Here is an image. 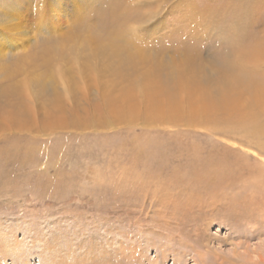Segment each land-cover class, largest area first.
<instances>
[{
  "label": "rangeland",
  "instance_id": "obj_1",
  "mask_svg": "<svg viewBox=\"0 0 264 264\" xmlns=\"http://www.w3.org/2000/svg\"><path fill=\"white\" fill-rule=\"evenodd\" d=\"M0 22V264H264V213L212 185L264 174V97L225 81L264 86V0H0Z\"/></svg>",
  "mask_w": 264,
  "mask_h": 264
},
{
  "label": "bare ground",
  "instance_id": "obj_2",
  "mask_svg": "<svg viewBox=\"0 0 264 264\" xmlns=\"http://www.w3.org/2000/svg\"><path fill=\"white\" fill-rule=\"evenodd\" d=\"M255 48H257L256 44H255V46L251 45V44L249 46H247L245 51H243L244 56L248 58L249 55L253 54V50ZM223 68L226 69V68H229V67H228V65L225 64V67H223ZM227 72H229V70ZM233 72L234 71L231 70V73H233ZM227 80H230L229 84H227L230 87L229 88L230 90H228V92L229 91L232 92V93L234 92V94H236L237 98H239V96H240L239 92L235 93V91H237V90L240 91L241 93H244V92L248 93L249 96H250V100H253L254 102L258 101V103H259V102H261L260 98L262 96L264 97V86H262L260 83H256V82L252 81V79H250L247 76L244 77V76H242V74H238V71L237 72L235 71L232 74L231 78L230 79H226L225 81H227ZM228 92H227V94L225 93L226 97H228V95H230ZM248 94H246V95H248ZM259 95H262V96H259ZM263 103H264V98H263L262 105H264ZM252 118H254L252 120L254 122L253 123L254 128L257 130L258 127H259V130L264 132V120H262V121L258 120V116L257 115H255V116L253 115ZM256 120H257V124H256ZM200 178H201V176H200ZM242 178H244V177H242ZM198 181H199V179H198ZM212 185L214 186L213 190L216 193H218L220 191L222 192V190H224V189H227V192L228 191H232L233 189L235 190L230 195H227V196L223 197L224 199L230 200V202L232 204L230 206H232V207L237 206L236 208L242 207L243 209L244 208L246 209V208H249V207H252V208L255 207V208L259 209L261 214L264 213V174L263 173L255 175V176H252V177H249V178H246V179H241V180H239L237 182H227L225 180H222L219 183H214ZM247 212H246V214H247Z\"/></svg>",
  "mask_w": 264,
  "mask_h": 264
},
{
  "label": "snow or ice",
  "instance_id": "obj_3",
  "mask_svg": "<svg viewBox=\"0 0 264 264\" xmlns=\"http://www.w3.org/2000/svg\"><path fill=\"white\" fill-rule=\"evenodd\" d=\"M15 33L16 32L10 30L6 25H4L3 22H0V52L8 50V45L13 39ZM3 246V241H0V248ZM18 255H23V253H19ZM8 264H12L11 257L8 259Z\"/></svg>",
  "mask_w": 264,
  "mask_h": 264
}]
</instances>
